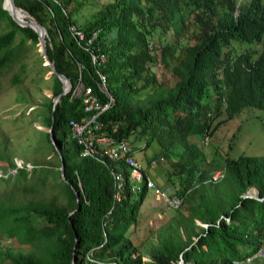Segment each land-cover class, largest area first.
I'll return each instance as SVG.
<instances>
[{
  "label": "trees",
  "instance_id": "obj_1",
  "mask_svg": "<svg viewBox=\"0 0 264 264\" xmlns=\"http://www.w3.org/2000/svg\"><path fill=\"white\" fill-rule=\"evenodd\" d=\"M1 1L0 24L4 20L9 28L0 33V68L17 59L25 40L39 46L33 30L17 24ZM12 1L21 19L40 27L47 58L69 79L70 88L53 111L51 98L41 103V121L47 130L51 125V148L58 166L62 157L65 181L48 202L15 204L9 194L0 210V232L27 249H1L0 264H175L180 258L181 264H232L264 247V199L241 197L249 186L263 196L264 154L220 158L215 150L207 156L204 149L219 106L226 119L245 107L264 108L263 0H111L81 29L86 34L99 30L91 42L103 59L97 65L69 33L70 0ZM167 31L172 38L155 44ZM16 35L20 38L13 44ZM156 49L174 78L170 86L157 83L150 70ZM97 71L114 98L100 119L117 125V138L133 135L143 147L153 141L164 144L154 158L168 162L166 180L183 196L181 206L155 229L158 235L146 249L148 261L142 260L143 250L129 230L145 192L130 191L132 180L119 163L123 187L115 199L107 168L80 157L68 136L66 120L83 114L81 98L71 96L72 90L80 80L99 93ZM50 76L55 97L61 86ZM141 91L143 96L133 99ZM44 135L50 143L48 131ZM8 167L13 174L3 171L0 178L30 177L13 161ZM215 171L223 176L210 180ZM21 189L32 191L28 182ZM249 194L255 193L251 189Z\"/></svg>",
  "mask_w": 264,
  "mask_h": 264
},
{
  "label": "rangeland",
  "instance_id": "obj_2",
  "mask_svg": "<svg viewBox=\"0 0 264 264\" xmlns=\"http://www.w3.org/2000/svg\"><path fill=\"white\" fill-rule=\"evenodd\" d=\"M109 1L111 0H70L67 9L71 10V24L80 29L90 26ZM8 28L9 25L3 20L0 24V33ZM19 38L20 35H16L13 44H17ZM171 38V32L167 31L163 39H155V44H163ZM154 54L156 63L150 65V70L156 82L165 86L172 85L174 78L159 59L158 49ZM21 62H24L22 70L19 67ZM45 66L46 61L39 54L37 45L25 40L17 59L0 68V176L3 171L6 174H13L11 168L7 169L9 161H13L16 167L24 168L30 176L24 180L19 176L0 178V210L5 208L10 193L13 196L12 203L15 204L26 200L48 202L51 195L57 194L55 187L59 183V186H62L51 142L49 143L44 135L48 130L41 121L44 115L41 103L47 98H51L52 101L54 99L51 95L52 77ZM17 78L19 80H16ZM152 88L153 86L149 89ZM79 91V85H75L71 96H78ZM142 93L143 91L134 95L133 99L142 97ZM211 101L214 102L212 99ZM128 139L133 145L137 143L143 145V140H136L133 135ZM65 146L68 148L69 144ZM163 147L153 141L147 147L137 148L133 152L154 183V176L160 173L164 165L167 166V161L163 158L155 167L149 168L144 157L146 159L155 157V153ZM204 149L207 156L215 150L220 158L225 155L235 158L241 153L264 154V108L245 107L231 119H226L222 106H219V112L210 119L207 127ZM6 174H3V177ZM173 180H176L175 176ZM26 182L32 191L19 190L21 184ZM58 199L62 200L61 197ZM156 201L158 200L153 199L152 193L147 191L138 209L136 223L129 228L130 238L143 250L144 261L148 259L146 252L148 245L158 235L155 229L172 214L171 210L165 209L160 200ZM3 248L22 252L27 249V245L18 244L14 238L0 232V250ZM250 264H264V259L252 260Z\"/></svg>",
  "mask_w": 264,
  "mask_h": 264
},
{
  "label": "built area",
  "instance_id": "obj_3",
  "mask_svg": "<svg viewBox=\"0 0 264 264\" xmlns=\"http://www.w3.org/2000/svg\"><path fill=\"white\" fill-rule=\"evenodd\" d=\"M67 28L74 42L89 53L93 65H97V59L103 60L96 55L93 46H91L92 40L98 34V29H93L86 34L71 23L67 24ZM95 83L99 93L93 92L91 86L83 85L80 80H77L76 85H79L78 96L81 98L83 114L79 118H68L65 123L68 135L77 147L79 156L90 158L107 168L115 199L119 197L118 192L123 187V173L117 169V164L120 163L127 168L128 176L132 180L129 186L131 192L138 193L142 189H150L163 199L167 208L177 207L180 199L176 196H169L166 190L158 189L148 177L145 169L133 157L132 152L135 145L132 144V141L130 142L128 137L117 138L115 136L117 125L107 126L106 122L100 119V115L113 106L114 98L107 91L105 77L99 71L96 73ZM152 164L153 161L150 162V165ZM220 175L221 173L217 171L212 175V179H216ZM257 252L264 257V247ZM256 253L246 256L243 263L249 264Z\"/></svg>",
  "mask_w": 264,
  "mask_h": 264
},
{
  "label": "crops",
  "instance_id": "obj_4",
  "mask_svg": "<svg viewBox=\"0 0 264 264\" xmlns=\"http://www.w3.org/2000/svg\"><path fill=\"white\" fill-rule=\"evenodd\" d=\"M80 47V46H79ZM101 62V61H100ZM69 136V135H68ZM130 137V136H129ZM128 137V138H129ZM69 139H70V137H69ZM143 147V145L142 146H140L139 145V143H137L136 145H135V148H134V150L135 149H137V148H142ZM134 150H133V152H134ZM133 152H132V155H133V157L135 158V156H134V154H133ZM241 154H243V153H241ZM262 155V154H261ZM136 159V158H135ZM137 160V159H136ZM144 160H145V163H146V165H147V167H149V168H153V167H155V164L157 165V163H159V162H161V161H157V159H155L154 157H152V158H148V159H146L145 157H144ZM151 161H153V164L152 165H150V162ZM163 164V163H162ZM119 164H117V166H118ZM123 166V165H122ZM142 166V165H141ZM59 167V166H58ZM143 167V166H142ZM123 168H126V167H124L123 166ZM123 168L122 167H119V168H117L120 172H122L123 173ZM144 168V167H143ZM127 169V168H126ZM145 169V168H144ZM167 169H169V164H168V162H167V166H163V168H162V170L160 171V173H157L155 176H154V181H155V183H158V185H157V188L158 189H160V190H166V192H167V194L169 195V196H176L177 198H179L180 199V203H179V205L177 206V207H166V204H165V202L163 201V199H161L160 197H159V195H157L153 190H150V189H142V191L143 192H145V194H146V192L147 191H150L151 193H152V195H153V199L154 200H160V203L161 204H163V206L165 207V209L166 210H171V211H173L174 209H178L180 206H181V204H182V200H183V196L182 195H179L178 193H177V191H176V189L174 188V187H171L170 185V183L166 180V178H167ZM145 171H146V169H145ZM215 172H217V171H215ZM214 172V173H215ZM220 172V171H219ZM213 173V174H214ZM221 173V172H220ZM212 174V175H213ZM110 175V174H109ZM212 175L210 176V180H217V179H219V178H221L222 176H223V173H221V175L219 176V177H217L216 179H212ZM111 178V177H110ZM130 179V177L128 176V180ZM112 182V181H111ZM162 185V186H161ZM169 187H171L173 190H171ZM79 189H80V186H79ZM112 189H113V187H112ZM250 189H252L253 191H254V195H250L249 194V190ZM244 193H246L247 194V196H244L243 197V194ZM145 194H144V196H145ZM241 197L242 198H246V197H248V198H253V199H257V200H259V201H261V200H263L264 199V194H263V196H261V197H259L258 196V192H257V189L254 187V186H249V187H247L246 188V190L241 194ZM118 199V198H117ZM143 200V199H142ZM158 201H156V202H158ZM162 201V202H161ZM142 205V201H141V204H140V206ZM167 219V218H166ZM163 223V222H162ZM196 223L197 224H200V225H202V226H204L203 224H201V223H199L198 221H196ZM263 247H259L257 250H259V249H262ZM252 254H254V253H252ZM252 254H250V255H252ZM148 255V254H147ZM142 256H143V254H142ZM247 256H249V255H247ZM244 257H246V256H243V257H241V258H239V259H236V261H233L232 262V264H244L243 263V259H244ZM259 258H262V259H264V257H262V256H260L259 255V252H257L256 253V255L253 257V259L252 260H255V259H259ZM149 260V257H148V259H146V261H148ZM252 262V261H251ZM250 262V263H251ZM249 263V264H250Z\"/></svg>",
  "mask_w": 264,
  "mask_h": 264
},
{
  "label": "water",
  "instance_id": "obj_5",
  "mask_svg": "<svg viewBox=\"0 0 264 264\" xmlns=\"http://www.w3.org/2000/svg\"><path fill=\"white\" fill-rule=\"evenodd\" d=\"M8 1V4H9V8L7 7V5L5 4L6 0H2L1 1V6L4 10L7 11V13L10 15V17L19 25L21 26H27L29 27L30 29L33 30V32L36 34L37 36V43L39 44L38 46V52L39 54L41 55V57L43 58L44 61H46V65L47 67L49 68V71L50 73L54 74L56 76V78L59 80L60 82V86H61V90L60 92L54 97L53 101H52V111L56 105V103L58 102L59 98L65 94L69 88H70V81L69 79H67L64 75L56 72V70L54 69V66L52 64V62L50 60H48L47 58V55L45 53V50H44V43H43V38L40 37V27L35 24L34 22H31L29 20H22V19H18L16 18L13 13L11 12L10 8H15V6L13 5V1L12 0H7ZM40 29V30H39ZM52 117V116H51ZM48 133H49V138H50V142L51 144H54V140L52 139V136H51V125L49 126V129H48ZM59 153V152H58ZM59 175H60V178L65 181L64 179V174H63V160H62V157L59 155ZM75 194V197H76V202H78L79 198H78V194L77 192L74 193ZM244 196H247L246 193L243 194V197ZM72 212V211H71ZM182 263V260L181 258L175 263V264H181ZM72 264V263H71Z\"/></svg>",
  "mask_w": 264,
  "mask_h": 264
},
{
  "label": "bare ground",
  "instance_id": "obj_6",
  "mask_svg": "<svg viewBox=\"0 0 264 264\" xmlns=\"http://www.w3.org/2000/svg\"><path fill=\"white\" fill-rule=\"evenodd\" d=\"M5 4H6L7 7L9 8V4H8V1H7V0H6ZM10 10H11V12L13 13V15H14L16 18L21 19L20 16H19V14H18V12H17V10H16L15 8H10ZM22 20H23V19H22ZM39 30H40V29H39ZM40 37L43 38V35H42L41 30H40ZM250 190H251V189H250ZM250 190H249V191H250Z\"/></svg>",
  "mask_w": 264,
  "mask_h": 264
},
{
  "label": "clouds",
  "instance_id": "obj_7",
  "mask_svg": "<svg viewBox=\"0 0 264 264\" xmlns=\"http://www.w3.org/2000/svg\"><path fill=\"white\" fill-rule=\"evenodd\" d=\"M20 166V165H19Z\"/></svg>",
  "mask_w": 264,
  "mask_h": 264
},
{
  "label": "flooded vegetation",
  "instance_id": "obj_8",
  "mask_svg": "<svg viewBox=\"0 0 264 264\" xmlns=\"http://www.w3.org/2000/svg\"><path fill=\"white\" fill-rule=\"evenodd\" d=\"M49 129V128H48Z\"/></svg>",
  "mask_w": 264,
  "mask_h": 264
}]
</instances>
